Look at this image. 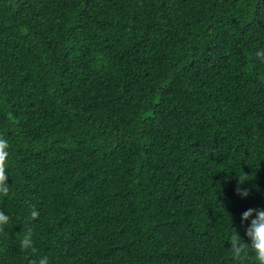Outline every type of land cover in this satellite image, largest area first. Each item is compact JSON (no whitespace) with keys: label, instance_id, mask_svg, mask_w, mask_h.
Instances as JSON below:
<instances>
[{"label":"trees","instance_id":"1","mask_svg":"<svg viewBox=\"0 0 264 264\" xmlns=\"http://www.w3.org/2000/svg\"><path fill=\"white\" fill-rule=\"evenodd\" d=\"M259 51L264 0H0V264H255Z\"/></svg>","mask_w":264,"mask_h":264},{"label":"clouds","instance_id":"2","mask_svg":"<svg viewBox=\"0 0 264 264\" xmlns=\"http://www.w3.org/2000/svg\"><path fill=\"white\" fill-rule=\"evenodd\" d=\"M258 57H264V51L256 53ZM8 140L0 137V197L9 194V176L7 169L10 160ZM240 177V176H239ZM248 181V180H245ZM239 180L236 193L241 198H247L250 191L243 187L244 182ZM38 213L32 212V216L36 217ZM10 222V217L4 211H0V228ZM241 226L244 229V237L235 229V233L230 237L228 246L233 259L240 260L249 255L254 256L255 264H264V207L249 208L241 214ZM246 237V238H245ZM31 235H26L22 240V246L32 248ZM39 264H48L46 258L39 260Z\"/></svg>","mask_w":264,"mask_h":264}]
</instances>
